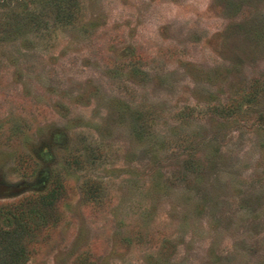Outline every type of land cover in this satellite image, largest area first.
I'll list each match as a JSON object with an SVG mask.
<instances>
[{
	"label": "rangeland",
	"instance_id": "374dc122",
	"mask_svg": "<svg viewBox=\"0 0 264 264\" xmlns=\"http://www.w3.org/2000/svg\"><path fill=\"white\" fill-rule=\"evenodd\" d=\"M0 244L264 264V0H0Z\"/></svg>",
	"mask_w": 264,
	"mask_h": 264
},
{
	"label": "trees",
	"instance_id": "16d2710c",
	"mask_svg": "<svg viewBox=\"0 0 264 264\" xmlns=\"http://www.w3.org/2000/svg\"><path fill=\"white\" fill-rule=\"evenodd\" d=\"M20 220H21V219H20ZM19 224H20V225H23V223H19ZM22 231H23V227H22ZM11 232H13V231H9L10 234H11ZM7 233H8V232H7ZM12 235H13V234H12ZM22 235H23V234H22ZM9 237H11V236H8V238H9ZM0 245H1V244H0ZM3 247H4V249H5L6 246H3ZM11 248H12V246L10 247V249H11ZM10 249H9V250H10ZM9 250H8V251H9ZM8 251H7V252H8ZM17 253H18V252H17ZM1 254H2V253H1V251H0V264H5L6 261H8L7 263L9 264V260H10V259L7 258V260H6V256L9 255V254H7V255H6V254H4V255L2 254V255H1ZM7 257H8V256H7Z\"/></svg>",
	"mask_w": 264,
	"mask_h": 264
}]
</instances>
